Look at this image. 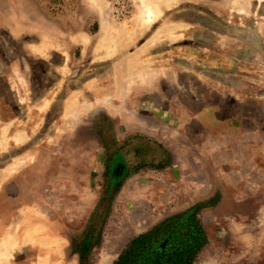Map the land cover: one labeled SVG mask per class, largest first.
I'll list each match as a JSON object with an SVG mask.
<instances>
[{
  "label": "rangeland",
  "instance_id": "obj_1",
  "mask_svg": "<svg viewBox=\"0 0 264 264\" xmlns=\"http://www.w3.org/2000/svg\"><path fill=\"white\" fill-rule=\"evenodd\" d=\"M99 1L0 0V264H264V0Z\"/></svg>",
  "mask_w": 264,
  "mask_h": 264
},
{
  "label": "crops",
  "instance_id": "obj_2",
  "mask_svg": "<svg viewBox=\"0 0 264 264\" xmlns=\"http://www.w3.org/2000/svg\"><path fill=\"white\" fill-rule=\"evenodd\" d=\"M8 16L9 15L1 14L0 11V37H2L5 33L4 35L9 37L10 40L15 42V44L17 45L14 49H12L15 55L12 56L11 54L8 57L3 53H12L9 46H0V82L2 81L1 79H3L5 83L11 84L12 82L17 81V79H13V77L17 78L16 74L14 73L23 71L24 61L26 57L25 53L28 55V52H30V50L32 51L34 50V48L38 47L39 38H41V36L45 35L48 38H50V36L54 37L55 31L52 27L53 22H50L51 20H49V18L46 27H41L39 14H35L34 12L32 13L31 18H27V20H31V23L28 25V27L24 26L25 19L23 10L15 11V28L11 26L10 23L12 22V20H10ZM50 27H52L53 29H51ZM25 39H30V41L33 42ZM9 90L13 92L10 87Z\"/></svg>",
  "mask_w": 264,
  "mask_h": 264
},
{
  "label": "trees",
  "instance_id": "obj_3",
  "mask_svg": "<svg viewBox=\"0 0 264 264\" xmlns=\"http://www.w3.org/2000/svg\"><path fill=\"white\" fill-rule=\"evenodd\" d=\"M138 241H134L136 244ZM154 252V253H153ZM195 248H172L165 247L152 251L153 256L148 258L149 264H191Z\"/></svg>",
  "mask_w": 264,
  "mask_h": 264
},
{
  "label": "bare ground",
  "instance_id": "obj_4",
  "mask_svg": "<svg viewBox=\"0 0 264 264\" xmlns=\"http://www.w3.org/2000/svg\"><path fill=\"white\" fill-rule=\"evenodd\" d=\"M99 1V0H98ZM148 1V0H147ZM159 1H161L162 2V0H159ZM164 1V0H163ZM165 1H167V0H165ZM169 1V0H168ZM171 1V0H170ZM100 2V1H99ZM102 2V1H101ZM95 3V2H94ZM144 4L142 5V6H144V11L142 12V18L141 19H143V21L142 22H145V23H149V22H151V21H153V19L155 18V13L151 10V6H149V4L148 3H146V2H143ZM164 3H166V2H164ZM168 3V2H167ZM100 4V3H99ZM142 4V3H141ZM98 6V5H97ZM141 6V7H142ZM96 7V6H95ZM100 8V7H99ZM157 9V8H156ZM140 10H142V8L140 9ZM158 12V11H157ZM102 13V12H101ZM157 14V13H156ZM141 17V16H140ZM35 52V51H34ZM18 142V141H17ZM1 146H4V144H2Z\"/></svg>",
  "mask_w": 264,
  "mask_h": 264
}]
</instances>
